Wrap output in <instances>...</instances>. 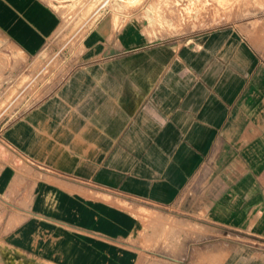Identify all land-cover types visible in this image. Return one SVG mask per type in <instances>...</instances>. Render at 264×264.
Returning <instances> with one entry per match:
<instances>
[{"label": "crops", "instance_id": "crops-1", "mask_svg": "<svg viewBox=\"0 0 264 264\" xmlns=\"http://www.w3.org/2000/svg\"><path fill=\"white\" fill-rule=\"evenodd\" d=\"M56 23L40 0H0V33L24 57ZM81 47L74 72L3 132L46 173L29 214L65 232L35 243L29 226L17 227L0 244V264L206 262L198 244L177 257L141 251L139 209L205 218L215 236L264 247V61L245 35L231 26L175 44L106 13ZM16 180L2 166L0 196ZM213 255V264H242ZM250 258L244 264H264V252Z\"/></svg>", "mask_w": 264, "mask_h": 264}, {"label": "rangeland", "instance_id": "rangeland-1", "mask_svg": "<svg viewBox=\"0 0 264 264\" xmlns=\"http://www.w3.org/2000/svg\"><path fill=\"white\" fill-rule=\"evenodd\" d=\"M40 1L53 11L57 23L38 53L30 57L20 55L17 47L0 33V168L10 166L17 177L8 193L0 196V244L8 232L23 225L29 226V233L25 235L35 243L53 236L52 232L59 231L58 236L61 237L65 232L57 224L29 214L28 203L35 183L44 179L46 173L37 161L6 144L3 132L53 94L74 72L82 37L99 16L111 13L115 26L135 17L141 21L148 36L175 44L185 43L187 38L204 32L233 26L245 35L247 42L264 61V0ZM125 206L130 210L135 208L133 205ZM137 211L144 226L139 237L141 251L150 250L151 255L158 258L180 256L184 243L206 247L203 255L206 262L202 264L214 263V251L221 252L222 261L226 257H229L228 262L239 257L242 264L246 257L249 259L264 252L260 245L252 246L236 240L237 236L244 240V235L228 233L227 236H215L213 224L205 218L172 209ZM37 246L35 244L32 249L37 250ZM252 251L258 252L252 255ZM1 253L4 254L5 250H0V257ZM143 256L146 257L145 254Z\"/></svg>", "mask_w": 264, "mask_h": 264}]
</instances>
